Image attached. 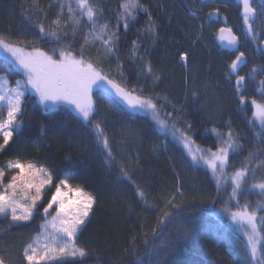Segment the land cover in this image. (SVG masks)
Segmentation results:
<instances>
[{
    "label": "trees",
    "instance_id": "1",
    "mask_svg": "<svg viewBox=\"0 0 264 264\" xmlns=\"http://www.w3.org/2000/svg\"><path fill=\"white\" fill-rule=\"evenodd\" d=\"M38 2L42 11L36 12L28 7L33 0H0V33L23 39L29 47L35 45L45 51L71 43L79 52L84 33L91 27L86 18L75 37L70 26L68 35H61L59 43L51 38L37 39V25L52 26L51 21L60 10L59 4L64 5L66 20L68 4L75 6V0ZM141 2L151 13V21L140 11L134 21H129L127 31L121 23L120 40L113 54L106 55L96 42L84 49L85 56L97 61L104 72L117 81L121 80L118 65L122 66L129 87H142L146 94L158 96L162 115L173 113L178 128L191 124L187 135L195 141V148L215 151L221 138L212 130L226 133L230 124L239 143L243 144V150L231 158L230 163L235 167L240 166L250 150L255 151L258 146L264 150V144L258 145L255 138L259 125L253 127L248 123L252 119L250 101L261 100L260 81L264 80V72L249 76L254 67L264 66V55L260 51L264 38L262 13L255 21L256 38L253 39L244 31L238 0ZM91 3L102 10L99 23H108L110 29L115 30L121 0H91ZM216 9L219 16L209 20L208 13ZM257 10L259 13V7ZM150 22L156 25L155 36L146 31ZM224 23L232 28L240 41V52L245 53V64L239 72L246 78L242 89L247 97L244 106L238 103L235 77L227 74L236 55L222 51L216 44ZM133 40L138 43L135 56L131 54ZM184 53L189 57L186 64L180 59ZM148 62L153 76L142 71ZM0 75L7 76L11 86L21 78L19 71L1 56ZM98 95L94 92L99 112L96 118L104 121L114 160L106 161V153L67 106L49 110L34 95L27 101L19 138L6 153L0 154V164L17 157L38 158L61 179L67 178L70 183L95 194L97 203L91 220L79 238L80 245L89 250L83 264H156L157 261L160 264H235V257L243 260L245 242L231 229L222 211L228 195L223 191L217 195L216 181L209 170L203 165H192L191 158L177 144L170 130L162 133L145 115L112 111ZM121 166L127 168L132 181L146 192L147 205L136 194V185L122 177ZM231 171V168L227 170L229 175ZM262 178L264 168H259L255 179ZM252 180L250 175L248 182ZM177 187L185 194L184 206L164 226L163 232L152 237L150 230L163 206L162 197L175 193ZM220 187L223 189L225 183ZM258 199V192L245 193L241 203L245 200L254 203ZM213 200L217 201L215 205ZM42 222L41 215H36L28 225L9 228L8 220L0 218V257L5 264H24L22 249L37 235ZM189 229L193 235L186 240L184 234ZM145 232L149 233L148 245L144 244ZM146 248L149 249L147 254Z\"/></svg>",
    "mask_w": 264,
    "mask_h": 264
},
{
    "label": "snow or ice",
    "instance_id": "2",
    "mask_svg": "<svg viewBox=\"0 0 264 264\" xmlns=\"http://www.w3.org/2000/svg\"><path fill=\"white\" fill-rule=\"evenodd\" d=\"M240 4L243 25L247 34L255 39L254 24L258 15L264 13V0H261L259 13L255 0H240ZM28 7L36 12L42 11L38 0H33ZM58 7L60 10L51 21L52 26L46 28L43 23L37 25V39L51 38L59 43L61 35H68L70 26L75 37L81 22L86 18L91 27L84 33V42L80 45L79 52L71 43L45 51L35 45L29 47L28 42L23 39H14L9 34L0 33V55L21 74V78L15 80L14 86H10L7 76L0 75V154L6 153L19 138L27 101L34 95L46 109L67 106L83 122L85 130L90 132L97 145L106 153V161L114 160L104 121L96 118L99 112L94 92H97L98 98L112 111L150 115L161 131L170 130L173 138L183 144L193 166L203 165L211 172L216 178L217 195L222 191L228 195V199L223 201V213L226 214L233 231L241 233L245 239L243 260L235 257V264H264V215H261L264 213V178L259 181L255 179L256 170L264 168V159H258L264 157V150L259 146L255 151L250 150L240 166L235 167L230 163L231 158L243 150V144L239 143V138L230 124L226 133L212 130L221 138V143L215 151L211 148L201 149L199 146L193 148L195 141L187 135L191 124H187L186 128H178L173 113L162 115L160 98L146 94L142 87H129L122 66L118 65L121 80L117 81L105 73L97 61L85 56L84 49L96 42H99L106 55L113 54L120 40L121 23L127 31L129 21H134L140 11L147 14L151 21V13L141 0H121L115 30L110 29L108 23H99L98 18L102 10L98 5L91 3V0H75V6L69 2L66 20L64 5L59 4ZM46 16L45 13V18ZM214 16H219V9L208 13L209 20ZM146 31L152 36L157 35L154 22L146 26ZM218 40L226 47L238 51V37L232 28L221 27ZM261 42L264 43V40ZM137 48L138 43L133 40L132 55H137ZM188 58L187 53L180 56L185 64ZM116 59L119 61V56ZM139 59L143 60V57ZM245 59V53L239 52L229 64L227 73L229 77L235 76V91L241 106L247 102V97L242 91L246 78L239 74ZM142 71L148 76L154 75L150 62L143 65ZM258 71L264 72V66L260 69L254 67L249 76ZM155 78L159 79L158 76ZM259 95L260 101L255 98L250 101L252 119L248 121L253 127L259 124V131L255 132L258 145L264 144V80L260 81ZM163 99L168 102L167 97ZM230 168L232 171L229 175L227 170ZM120 172L123 178L132 181L126 167L121 166ZM9 173L11 175H8ZM250 175L253 177L251 183L248 182ZM222 179L225 181L223 189L220 187ZM132 183L136 185V194L140 200L147 205L146 192L135 181ZM252 192H258L260 199L254 203L249 200L241 203L245 193ZM162 199L163 206L150 230L152 237L163 232L164 226L171 222L177 210L183 208L185 194L177 187L175 193ZM96 203L95 194L79 184L70 183L67 178L61 179L38 158L17 157L0 164V218L8 220L9 228L28 225L36 215H41L43 221L39 225L37 235L22 249L24 264H83L89 250L80 245L79 238L91 220ZM212 203L215 205L217 201L213 200ZM148 235V232L144 233L145 245L149 244ZM184 235L186 240H190L193 232L189 229ZM145 252L147 254L149 249L146 248ZM0 264H5L3 257H0ZM156 264L160 262L157 261Z\"/></svg>",
    "mask_w": 264,
    "mask_h": 264
},
{
    "label": "water",
    "instance_id": "3",
    "mask_svg": "<svg viewBox=\"0 0 264 264\" xmlns=\"http://www.w3.org/2000/svg\"><path fill=\"white\" fill-rule=\"evenodd\" d=\"M201 1L203 3H213L215 0H201ZM238 2L240 3V0H238ZM257 4L260 6L261 0H257ZM241 11H242V5H241ZM223 27H226L225 23L223 24ZM218 34H219V32H218ZM218 34H217V39H216V44L218 45V47L222 51L227 52L229 54H234L236 56L239 55V52H240V41H239V39H238V51H236V50L230 49V48L226 47L225 45L221 44L220 41L218 40ZM263 40H264V38H263ZM260 51L264 55V43L260 44ZM244 64H245V62H244ZM244 64L241 66V69L243 68ZM233 77H235V76H233Z\"/></svg>",
    "mask_w": 264,
    "mask_h": 264
},
{
    "label": "rangeland",
    "instance_id": "4",
    "mask_svg": "<svg viewBox=\"0 0 264 264\" xmlns=\"http://www.w3.org/2000/svg\"><path fill=\"white\" fill-rule=\"evenodd\" d=\"M240 7H241V5H240ZM262 18H264V13H262ZM261 18V19H262ZM261 26L262 27H264V19H262V21H261ZM245 27V26H244ZM244 31H246V28H244ZM247 32V31H246ZM1 57H3V55H0ZM11 86V85H10ZM45 108V107H44ZM49 110H52V109H49ZM137 114H140V115H145V116H147L148 118H150V120L154 123V125L156 126V128L159 130V131H161L159 128H158V126L155 124V122L152 120V118H151V116L150 115H146V114H144V113H137ZM258 124V123H257ZM259 125V124H258ZM162 133H164V134H166L167 132H164V131H161ZM176 140V142H177V144L180 146V147H182L183 148V150L185 151V153L188 155V153H187V151L184 149V147H183V144L181 143V142H179L177 139H175ZM193 148H195L194 146H193ZM188 157H190L189 155H188ZM191 158V157H190ZM210 172V171H209ZM211 173V172H210ZM212 175V174H211ZM213 177V176H212ZM214 178V180L216 181V178L215 177H213ZM225 183V181H224V179H222L221 181H220V185L221 184H224ZM229 226L231 227V229H232V226H231V224L229 223ZM233 230V229H232ZM235 232V231H234ZM235 233H237L238 235H240L242 238H243V240H244V242H245V239H244V237H243V235L241 234V233H239V232H235Z\"/></svg>",
    "mask_w": 264,
    "mask_h": 264
}]
</instances>
